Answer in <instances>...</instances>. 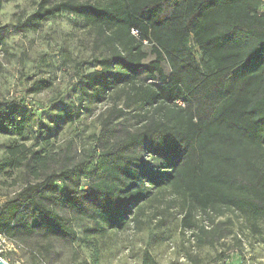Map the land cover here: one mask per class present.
I'll list each match as a JSON object with an SVG mask.
<instances>
[{
    "label": "trees",
    "instance_id": "1",
    "mask_svg": "<svg viewBox=\"0 0 264 264\" xmlns=\"http://www.w3.org/2000/svg\"><path fill=\"white\" fill-rule=\"evenodd\" d=\"M62 15L83 23L97 54L72 86L80 108L114 105L96 147L73 165L48 172L53 153L8 150L0 171L12 164L36 181L24 179L0 205V237H40L46 250L56 239L76 243L73 220H88L87 237L104 238L140 223L146 206L166 194L198 249L233 234L215 223L230 213L263 237L264 0H39L13 27L37 33ZM145 46L154 56L147 66ZM50 88L38 81L32 91ZM21 102H0V135L26 143ZM64 115L74 122L72 112ZM143 255L155 264L148 250Z\"/></svg>",
    "mask_w": 264,
    "mask_h": 264
},
{
    "label": "rangeland",
    "instance_id": "2",
    "mask_svg": "<svg viewBox=\"0 0 264 264\" xmlns=\"http://www.w3.org/2000/svg\"><path fill=\"white\" fill-rule=\"evenodd\" d=\"M38 2L0 0V40L4 44L0 51V102L21 105L24 100L22 111L29 116L27 135L31 138L24 143L0 135V166L5 164L9 149L24 145L27 151L55 155L46 161L49 172L79 162L96 147L101 121L111 113L114 102L110 99L92 104L87 112L85 104L80 108L78 87L72 89L79 75L93 70L92 59L97 55L81 21L62 15L44 23L37 33L14 29L18 21L35 11ZM144 50L148 58L143 65L147 66L154 56L149 46ZM162 69L168 76L166 63ZM140 79H145L144 72ZM38 81L50 82L51 88L34 93L33 84ZM64 112H72L74 122H69ZM12 167L10 164L0 171V205L22 189L24 179L36 181L35 176L28 178L23 169ZM182 216L178 203L166 194L146 206L140 223L131 222L123 232H110L104 238L87 237L92 222L73 220L76 243L56 239L44 250L48 243L40 237H0V258L5 264H144L143 254L148 250L155 264H194V260L198 264H264V236L256 234L245 217L230 213L217 220L215 223H222L220 229L231 228L233 234L215 247L198 249L191 233L180 227ZM203 225L207 230L214 228L206 221Z\"/></svg>",
    "mask_w": 264,
    "mask_h": 264
},
{
    "label": "water",
    "instance_id": "3",
    "mask_svg": "<svg viewBox=\"0 0 264 264\" xmlns=\"http://www.w3.org/2000/svg\"><path fill=\"white\" fill-rule=\"evenodd\" d=\"M0 264H5V263L1 260V258H0Z\"/></svg>",
    "mask_w": 264,
    "mask_h": 264
},
{
    "label": "built area",
    "instance_id": "4",
    "mask_svg": "<svg viewBox=\"0 0 264 264\" xmlns=\"http://www.w3.org/2000/svg\"><path fill=\"white\" fill-rule=\"evenodd\" d=\"M134 33H136V32H134Z\"/></svg>",
    "mask_w": 264,
    "mask_h": 264
}]
</instances>
